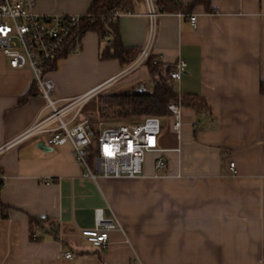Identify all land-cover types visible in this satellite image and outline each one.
Listing matches in <instances>:
<instances>
[{
    "label": "crops",
    "instance_id": "obj_1",
    "mask_svg": "<svg viewBox=\"0 0 264 264\" xmlns=\"http://www.w3.org/2000/svg\"><path fill=\"white\" fill-rule=\"evenodd\" d=\"M91 2L37 0V12L83 16ZM150 29L146 5L120 17L125 47L142 51ZM109 41L89 32L79 52L57 62L54 100L153 92L146 66L100 58ZM152 55L162 65L185 61L176 91L207 108L182 107L178 133L170 119L159 138L165 152L150 153L141 177L95 183L82 177L70 145L52 147L48 135L21 139L46 101L37 88L27 98L33 73L10 68L0 52V202L9 215L3 219L0 206V264H264V0H208L188 13H159ZM158 157L167 164L162 172ZM97 216L120 225L101 248L81 235ZM29 217L53 222L34 229L39 240Z\"/></svg>",
    "mask_w": 264,
    "mask_h": 264
},
{
    "label": "built area",
    "instance_id": "obj_2",
    "mask_svg": "<svg viewBox=\"0 0 264 264\" xmlns=\"http://www.w3.org/2000/svg\"><path fill=\"white\" fill-rule=\"evenodd\" d=\"M145 3L151 20L150 35L130 70L144 66L152 55L159 13L154 0H145ZM81 18L79 15L40 14L37 12V0H0V52L7 58L10 68L28 69L33 73L36 87L46 101L34 124L21 139L48 135L47 144L52 147L70 145L73 157L82 169V177L95 183L100 179L141 177L148 154L165 152L159 139L162 119L150 116L136 123L106 125L99 122L96 133L91 122L82 117V109L94 97V91L69 100L52 98L55 89L51 78L52 65L68 51ZM189 20L196 25V16H190ZM79 51L80 42L77 40L71 53ZM186 68L187 64L182 60L172 66L163 64L162 76L170 87L177 89ZM181 108L179 103L168 106L174 121L173 129L177 133L181 127ZM155 167L162 172L167 164L158 157ZM230 169L235 171V163L230 164ZM117 228L120 225L114 218L97 216L95 227L82 230L81 235L93 247L101 248L108 244L109 233ZM65 256L72 258L71 252Z\"/></svg>",
    "mask_w": 264,
    "mask_h": 264
},
{
    "label": "trees",
    "instance_id": "obj_3",
    "mask_svg": "<svg viewBox=\"0 0 264 264\" xmlns=\"http://www.w3.org/2000/svg\"><path fill=\"white\" fill-rule=\"evenodd\" d=\"M154 3L158 13H188L197 4L208 6V0H195L187 5L180 4L176 0H154ZM142 5H146L145 0H92L87 14L81 18L76 37L71 42L68 51L59 60L72 54L71 48L75 47V41L79 40L81 43L84 35L93 32L102 40L105 38L110 39L108 45L101 51L100 58L102 60L117 59L123 67L131 65L139 57L141 51L138 48H130L123 45L119 30L120 17L118 14H135ZM56 66L57 62L52 65L51 72L56 70ZM144 66L148 68L150 75L153 77V92L149 94L137 91L128 94L99 95L94 110L100 119L136 123L139 121L136 119L153 116L165 121L166 119H172V114L168 109L171 103H179L181 107H191L198 112L207 108L205 101L201 97L181 95L176 89L170 87L162 76V64L157 62L153 55L149 57ZM170 70L168 69V71ZM36 88L34 82L27 98L36 95ZM260 92L264 95V80L260 83ZM88 108V104L83 107V118H86V110ZM91 124L97 133V123L91 122ZM0 206L2 218L8 219V207L1 202ZM52 223L47 217H29L31 238L39 240V238L35 237L34 229L38 227L45 230L46 226Z\"/></svg>",
    "mask_w": 264,
    "mask_h": 264
},
{
    "label": "rangeland",
    "instance_id": "obj_4",
    "mask_svg": "<svg viewBox=\"0 0 264 264\" xmlns=\"http://www.w3.org/2000/svg\"><path fill=\"white\" fill-rule=\"evenodd\" d=\"M99 95H103L104 96V95H108V94H99ZM99 95L95 96L91 101H89L87 103L88 106H89V108L86 110V118L90 122H92V123L94 122V123H97V124L99 122H102V123H105L106 125H110V124H114L116 122H120V121H114L112 119L107 120V119H100L99 118L97 112L94 110L95 105H97V98H98ZM52 98L54 99L53 96H52ZM136 120L141 121V120H143V118H139V119H136ZM127 122H129V121H127ZM170 123H171V120L170 119H166L165 121L163 120V124H164L163 125V128H162L163 134L169 132ZM147 159H148V166H151V164H152L151 161H153V155L149 154L148 157H147Z\"/></svg>",
    "mask_w": 264,
    "mask_h": 264
},
{
    "label": "water",
    "instance_id": "obj_5",
    "mask_svg": "<svg viewBox=\"0 0 264 264\" xmlns=\"http://www.w3.org/2000/svg\"><path fill=\"white\" fill-rule=\"evenodd\" d=\"M138 92H144L143 90H140V91H138Z\"/></svg>",
    "mask_w": 264,
    "mask_h": 264
}]
</instances>
